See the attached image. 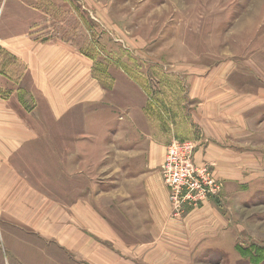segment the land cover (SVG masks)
<instances>
[{
	"label": "rangeland",
	"instance_id": "374dc122",
	"mask_svg": "<svg viewBox=\"0 0 264 264\" xmlns=\"http://www.w3.org/2000/svg\"><path fill=\"white\" fill-rule=\"evenodd\" d=\"M15 2L20 11L10 14L16 21L21 15V23L14 26L39 21L41 36L57 35L88 56L105 99L102 106H81L52 121L27 66L0 44V97L42 135L13 156L10 163L20 172L2 180L23 175L43 192L38 204H27L28 191L19 187L7 197L12 202L3 196L0 264H264V0ZM120 128L163 133L166 151L175 138L194 140L196 163L222 183L180 217L171 206L172 217L186 219V234L178 240L183 246L157 235L134 252L104 250L93 259L68 252L24 214L16 219L21 209L39 213L45 195L65 205L94 187L104 191L99 202L127 238L128 198L118 193L128 185L123 177L113 188V178L122 173L113 171L111 150H105V165L87 156L81 172L76 144L81 132L103 133L105 143H112ZM67 133L72 140L65 139ZM10 186H0V192ZM102 244L116 247L111 238Z\"/></svg>",
	"mask_w": 264,
	"mask_h": 264
},
{
	"label": "crops",
	"instance_id": "0c3cea01",
	"mask_svg": "<svg viewBox=\"0 0 264 264\" xmlns=\"http://www.w3.org/2000/svg\"><path fill=\"white\" fill-rule=\"evenodd\" d=\"M15 3V0H0V44L8 46L27 66L36 89L46 103L51 120L61 121L81 106H102L105 89L94 74L91 59L74 49L66 40L54 38L57 35L47 33L41 36L43 32L37 25L39 21L34 23L32 19L24 20L26 23L22 26H14L21 23V15L17 16L16 21L10 14L20 11L13 6ZM34 10L40 12L42 9ZM11 106L0 97V186L3 191L9 183L12 187L8 192H0V202L3 201V196L4 202H12L7 197L10 198L14 193L12 189L19 187L22 193L28 191L31 201H27V204H38L43 192H39L29 178L20 175L16 181L2 180L5 175L8 179L10 171L17 170L10 163L17 151L42 137ZM92 133L81 132L76 140L81 155L80 171L83 172L88 167L87 156L96 157V163L105 165V150H111L115 165L113 171L122 173L113 178V188L119 187L117 183L123 177L121 183L128 185L125 193L118 195H126L128 198L129 236L122 238L121 225L116 217L110 216L99 202L104 200V191L95 190L94 187L65 205L54 196L48 198L44 194V202L40 204L43 209L39 213L29 211L28 214L24 213L25 209H21L22 212L17 211L16 219L24 214L23 218L31 220L30 225L35 230L42 235L57 237L55 239L68 252L91 256L93 259L94 253H103L104 250L134 252L138 244H153L150 237L157 235H167L175 245L183 246L178 240L186 234V219L171 216L169 189L161 171L169 142L167 136L150 131L125 132L120 128L113 132L112 143H105V134ZM65 139L72 140V133L65 134ZM67 153L72 155L65 149L64 154ZM11 183L16 186L13 187ZM17 198V203H22L19 192ZM114 202L117 201L114 199ZM110 238L116 247L105 249L102 242Z\"/></svg>",
	"mask_w": 264,
	"mask_h": 264
},
{
	"label": "built area",
	"instance_id": "2783aa9c",
	"mask_svg": "<svg viewBox=\"0 0 264 264\" xmlns=\"http://www.w3.org/2000/svg\"><path fill=\"white\" fill-rule=\"evenodd\" d=\"M195 150L194 140L175 138L166 151L162 174L169 189L175 217L182 216L187 205L195 207L201 200L212 195L215 190L213 184L218 183L212 177L210 170H207L208 167L196 163ZM203 169H206V173ZM211 180L214 182L211 183Z\"/></svg>",
	"mask_w": 264,
	"mask_h": 264
}]
</instances>
